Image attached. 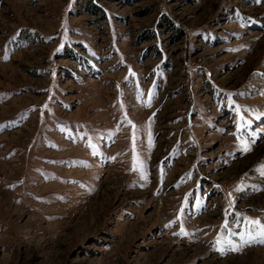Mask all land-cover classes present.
<instances>
[{"label":"rangeland","instance_id":"rangeland-1","mask_svg":"<svg viewBox=\"0 0 264 264\" xmlns=\"http://www.w3.org/2000/svg\"><path fill=\"white\" fill-rule=\"evenodd\" d=\"M0 264H264V0H0Z\"/></svg>","mask_w":264,"mask_h":264},{"label":"snow or ice","instance_id":"snow-or-ice-1","mask_svg":"<svg viewBox=\"0 0 264 264\" xmlns=\"http://www.w3.org/2000/svg\"><path fill=\"white\" fill-rule=\"evenodd\" d=\"M250 223H258V222H250ZM217 243L219 244V243H220V241L218 240V241H217ZM221 251H222V249H221Z\"/></svg>","mask_w":264,"mask_h":264}]
</instances>
